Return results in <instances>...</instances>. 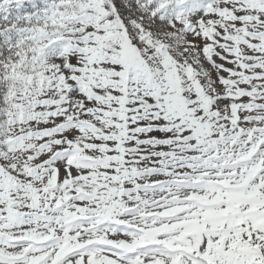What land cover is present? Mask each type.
Masks as SVG:
<instances>
[{
  "label": "snow or ice",
  "instance_id": "1",
  "mask_svg": "<svg viewBox=\"0 0 264 264\" xmlns=\"http://www.w3.org/2000/svg\"><path fill=\"white\" fill-rule=\"evenodd\" d=\"M0 264H264V0H0Z\"/></svg>",
  "mask_w": 264,
  "mask_h": 264
}]
</instances>
